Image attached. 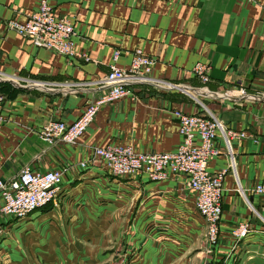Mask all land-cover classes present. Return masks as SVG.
Here are the masks:
<instances>
[{
  "label": "crops",
  "instance_id": "crops-1",
  "mask_svg": "<svg viewBox=\"0 0 264 264\" xmlns=\"http://www.w3.org/2000/svg\"><path fill=\"white\" fill-rule=\"evenodd\" d=\"M39 1L0 0V92L6 95L0 176L11 177L26 164L36 171L68 167L58 206L16 220L0 214L5 234H24L25 264H207L205 219L183 176L134 174L96 183L112 173L96 165V146L175 151L184 140L176 111H210L246 132L234 141L235 171L225 177L220 239L211 249L216 260L240 252L238 264H262L264 196L253 187L264 180V0H51L57 14L74 23L77 50L89 60L37 46L7 28L13 18L25 20ZM136 48L157 59V81L188 91L137 85L135 96L103 103L75 144L41 138L47 121L73 122L105 93L100 83L116 49L117 65L129 68ZM198 63L209 66L206 83L194 72ZM217 144L224 149L221 138ZM229 165L223 152L209 169ZM242 222L250 223V232L238 239L232 232ZM102 223L109 225H95Z\"/></svg>",
  "mask_w": 264,
  "mask_h": 264
},
{
  "label": "built area",
  "instance_id": "built-area-1",
  "mask_svg": "<svg viewBox=\"0 0 264 264\" xmlns=\"http://www.w3.org/2000/svg\"><path fill=\"white\" fill-rule=\"evenodd\" d=\"M6 25L8 29L31 39L37 46L67 56H84L89 60L88 56L80 55L77 50L80 34L74 23L68 17L58 15L51 0H40L39 7L28 12L25 20L14 18ZM120 55L121 50L116 49L110 70L101 80L100 86L107 88L105 93L89 101L83 113L73 122L62 119L47 121L40 130V136L44 141L50 145L75 144L93 122L103 103L116 101L128 95L135 96L134 87L137 85L182 89V85L156 80L152 73L157 59L145 53L142 48L133 51L129 68L117 65ZM194 72L204 83L210 79L209 66L206 64H196ZM221 95L229 98L247 96L227 93ZM5 100L6 95L0 92V121L3 120ZM175 114L179 117L180 133L184 136L182 144L175 151L141 152L129 145L108 144L96 146L93 149V158L106 164L116 176L144 174L151 180H165L174 174L183 176L189 187L195 191L196 207L205 219L207 239L213 247L220 239L225 177L230 170L235 171L234 141L245 138L247 134L231 128L210 111L199 114L176 111ZM219 138L224 142V149L217 144ZM223 152L229 155V167L215 173L210 171L211 160ZM81 165L86 166V162H81ZM66 168L36 171L26 164L11 177L0 176V195L3 199L0 214L4 217L23 218L49 205L58 206ZM253 192L264 196V180L254 185ZM242 193H245L244 190ZM5 232L6 227L0 220V238ZM249 232L250 223L242 222L232 233L236 238L242 239Z\"/></svg>",
  "mask_w": 264,
  "mask_h": 264
},
{
  "label": "rangeland",
  "instance_id": "rangeland-1",
  "mask_svg": "<svg viewBox=\"0 0 264 264\" xmlns=\"http://www.w3.org/2000/svg\"><path fill=\"white\" fill-rule=\"evenodd\" d=\"M96 165L98 167H103L106 168L107 170V165L104 164L102 161H97ZM105 170V169H104ZM108 171V170H107ZM105 173L107 176H102L103 178L98 179L96 183L98 182H120V180H128L129 178L131 179L132 176H116L109 171ZM125 178V179H121ZM120 179V180H119ZM13 219H17L14 217ZM66 225V224H65ZM96 226H101L104 227L106 223L102 224H95ZM6 233V232H5ZM103 234V233H102ZM51 236H48V238ZM34 238V243L35 245H38V240L40 238L38 237H33ZM49 240H53V238H50L46 241V243L49 242ZM44 241V240H43ZM27 244L24 241V234L22 232L17 231V232H11V234H5L3 236V239H0V264H25L23 261V250L22 248L26 246ZM46 246V245H45ZM207 251H206V263L207 264H228L229 259L233 256V253L227 254L219 259H215L213 256V250L211 249V245L207 239ZM240 255V252H236V255H234V260H232L231 264H238L240 261L238 260V256ZM28 257V256H27ZM35 259V258H34ZM262 264H264V259Z\"/></svg>",
  "mask_w": 264,
  "mask_h": 264
},
{
  "label": "bare ground",
  "instance_id": "bare-ground-1",
  "mask_svg": "<svg viewBox=\"0 0 264 264\" xmlns=\"http://www.w3.org/2000/svg\"><path fill=\"white\" fill-rule=\"evenodd\" d=\"M13 19H14V18H13ZM179 89H181V88H179ZM181 90H187V91H188V88H187V87H182ZM243 194H245V193H243Z\"/></svg>",
  "mask_w": 264,
  "mask_h": 264
}]
</instances>
